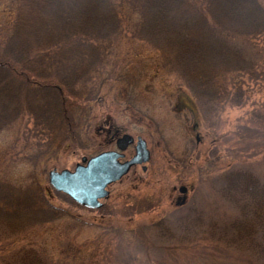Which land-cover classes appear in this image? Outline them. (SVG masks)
<instances>
[{
  "label": "rangeland",
  "instance_id": "374dc122",
  "mask_svg": "<svg viewBox=\"0 0 264 264\" xmlns=\"http://www.w3.org/2000/svg\"><path fill=\"white\" fill-rule=\"evenodd\" d=\"M17 1L0 0V45L12 31ZM119 5L120 27L93 76V96L89 103L77 102L83 112L76 122L89 125L87 147L80 145V137L77 148L68 140L50 142L41 128L35 129L25 115L38 107L39 99L0 128V186H7L0 187V212L11 211L9 188L17 190L16 197L26 199L30 190L36 197L33 206L21 205L29 216L22 225L11 223L17 229L10 230V222L0 217V264L15 263L23 251L46 264H256L246 254L223 252L222 240L237 212L219 189L230 171L253 173L264 182V112H259L264 105V35L221 33L252 63L254 73L235 75L224 85V104L198 103L179 74L164 70L159 54L134 38L138 18L127 4ZM107 115L118 135L146 142L150 161L141 176L132 168L108 186L106 210L90 211L55 192L47 173L73 171L82 157L112 150L102 125ZM132 154L131 146L125 159ZM181 186L189 192L177 205ZM42 194L52 210L41 206ZM137 209L141 212L135 214ZM158 221L162 232L154 227Z\"/></svg>",
  "mask_w": 264,
  "mask_h": 264
},
{
  "label": "trees",
  "instance_id": "16d2710c",
  "mask_svg": "<svg viewBox=\"0 0 264 264\" xmlns=\"http://www.w3.org/2000/svg\"><path fill=\"white\" fill-rule=\"evenodd\" d=\"M123 4L138 18L134 38L159 54L164 70L179 74L198 103L224 104L228 81L254 73L252 63L242 59L221 33L263 38L264 0H18L12 31L0 45V128L39 99L38 107L25 115L33 127L41 128L49 141L87 147L89 125L76 122L83 112L77 102L89 103L93 96V76L111 50L120 27L117 6ZM205 63L211 64L207 70ZM222 182L220 195L237 212L222 240L223 252L243 253L264 264V182L245 171H230ZM8 191L6 201L12 208L0 217L22 225L29 215L21 205L33 206L36 197L31 190L26 199L16 197L15 188ZM41 201L45 210H52L44 196ZM42 216L48 220V215ZM154 227L162 232L161 221ZM20 254L13 264H46L32 251Z\"/></svg>",
  "mask_w": 264,
  "mask_h": 264
},
{
  "label": "water",
  "instance_id": "95a60500",
  "mask_svg": "<svg viewBox=\"0 0 264 264\" xmlns=\"http://www.w3.org/2000/svg\"><path fill=\"white\" fill-rule=\"evenodd\" d=\"M105 118L104 124L107 123ZM134 142V139L127 134H123L116 140L117 151L101 152L89 159L83 157L81 164H77L74 170H52L48 173V182L57 192L66 194L77 204L88 208L97 209L100 207L99 200L108 195L106 187L119 180L125 175L131 166L148 162L149 152L143 139H135L134 155L130 160L120 163L122 158L120 152ZM145 171V167H142ZM179 192H185L184 187L179 188Z\"/></svg>",
  "mask_w": 264,
  "mask_h": 264
},
{
  "label": "flooded vegetation",
  "instance_id": "af4514ba",
  "mask_svg": "<svg viewBox=\"0 0 264 264\" xmlns=\"http://www.w3.org/2000/svg\"><path fill=\"white\" fill-rule=\"evenodd\" d=\"M106 117H108L109 119H108V121H107V123L106 124H104V122H102V125L104 126L103 127V130H105L106 131V134H107V136H108V138H109V141L111 142V145L113 144V149H112V151H116V149H115V146H116V140L119 138V137H121V135H118L117 134V132L115 131L114 132V130H112V126L110 125V116H105V118ZM105 128V129H104ZM132 146V148H133V154H132V156L134 155V144H132L131 145ZM131 146H128L127 148H126V150L129 148V147H131ZM125 150V151H126ZM125 151H123V152H120V154L122 155V158H120V159H118L120 162H124V161H126V160H129L132 156H130L129 158H126L125 159V155H124V152ZM148 151H149V149H148ZM149 161H150V151H149ZM149 161H148V163H149ZM147 163V164H148ZM138 169L139 170V176H141L143 173H145V171H146V169H147V166H145V171H143L142 170V167L141 166H132L130 169ZM129 172V171H128ZM181 187H184L185 188V192H183V193H180L179 191H178V194H179V196L175 199V203L177 204V205H182L183 204V202L185 201V198H186V196H187V194H188V192H189V189H188V187H185V186H181ZM109 195V194H108ZM108 199V196L105 198V199H103V200H101L100 202H101V205H100V209H98V210H106L107 208H108V206H106V200ZM81 208V207H80Z\"/></svg>",
  "mask_w": 264,
  "mask_h": 264
}]
</instances>
